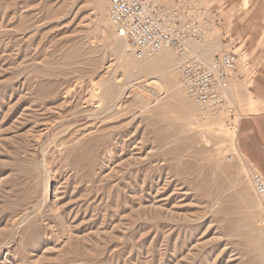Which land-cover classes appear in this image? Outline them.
Segmentation results:
<instances>
[{
    "label": "rangeland",
    "instance_id": "obj_1",
    "mask_svg": "<svg viewBox=\"0 0 264 264\" xmlns=\"http://www.w3.org/2000/svg\"><path fill=\"white\" fill-rule=\"evenodd\" d=\"M108 1L0 0V264H263L249 172L264 176V0H150L195 24L184 61L236 55L233 113L215 118L181 68L171 86L129 79L140 58Z\"/></svg>",
    "mask_w": 264,
    "mask_h": 264
},
{
    "label": "built area",
    "instance_id": "obj_2",
    "mask_svg": "<svg viewBox=\"0 0 264 264\" xmlns=\"http://www.w3.org/2000/svg\"><path fill=\"white\" fill-rule=\"evenodd\" d=\"M107 15L117 35L128 42L137 58H153L164 48L183 58L187 55L188 41L198 38L194 23L189 26V33H185L178 11L167 19L161 7L150 0H109ZM236 69L237 57L233 53L216 56L208 64L190 58L181 66L180 84L203 116L232 114L226 93ZM249 181L264 210V176L251 170Z\"/></svg>",
    "mask_w": 264,
    "mask_h": 264
},
{
    "label": "bare ground",
    "instance_id": "obj_3",
    "mask_svg": "<svg viewBox=\"0 0 264 264\" xmlns=\"http://www.w3.org/2000/svg\"><path fill=\"white\" fill-rule=\"evenodd\" d=\"M97 3H99V2H97ZM106 6V5H105ZM102 7H103V5H102ZM106 10V9H105ZM104 12V11H103ZM110 22V21H109ZM116 35H117V33H116ZM118 36V35H117ZM119 37V36H118ZM119 38H121V37H119ZM116 40V39H115ZM122 40H124L123 38H122ZM117 41V40H116ZM117 42H119V41H117ZM115 43V42H114ZM193 45H194V43H192ZM118 46L117 48L118 49H122V51L124 52V46H123V44L122 43H117V44H115V46ZM197 45H198V43H197ZM196 45V47H198ZM195 47V46H194ZM194 47L193 48H191V50L192 49H194ZM127 48V47H126ZM125 48V49H126ZM199 48V47H198ZM207 48V47H206ZM195 49H197V48H195ZM201 50H199L198 52H200V54H194V53H192V52H190L191 53V57H189L188 59H190V58H197V59H199V60H201V61H204V59L206 60V59H209L210 58V56H211V53L213 52L212 51V48L210 47L209 49L207 48V49H202V48H200ZM215 49V48H214ZM216 50V49H215ZM193 51V50H192ZM194 52V51H193ZM195 52H196V50H195ZM184 59L185 58H183V59H180L179 61H174V58L172 57V54L170 53V50L169 49H167V48H164V49H162L155 57H153V58H140L139 60H134L132 63H130V66H129V70H130V72H129V79L131 78V79H133L134 81L136 80H139V79H141V78H146V80H148V81H150V80H152V79H158V78H163L164 79V82H165V84L167 85V86H171L172 85V83L173 82H175V78H176V74H177V72H178V70L181 68V66H182V64L184 63ZM186 61V60H185ZM147 81V82H148ZM155 81H153V82H151V83H148L147 84V87L148 86H150V87H152V89H153V87H154V89H155V83H154ZM139 83V82H138ZM133 86V85H132ZM132 86L130 87V88H132ZM174 86V85H173ZM128 87V88H129ZM170 88V87H169ZM134 90V89H133ZM172 91V90H171ZM106 92V91H105ZM170 93V92H169ZM113 94H114V89L113 88H110V89H108V91L103 95V99H101V100H106V102H111V99H112V97H113ZM160 94V93H159ZM115 95V94H114ZM179 95H178V91H177V97H178ZM141 97H143V96H141ZM139 98V101H140V99H142V98ZM173 97V96H172ZM174 97H175V95H174ZM171 98V97H170ZM183 98V97H182ZM180 99V100H183V102H184V99ZM167 99H169V98H167ZM117 100V99H116ZM143 100V99H142ZM100 102V101H99ZM114 102L115 101H113L112 103H113V105H114ZM142 102V101H141ZM117 103V102H116ZM145 103V102H144ZM151 103V102H150ZM185 104H187L188 105V103H185ZM111 105V104H110ZM116 105V104H115ZM118 105V104H117ZM149 105V104H148ZM163 105V104H162ZM112 106V105H111ZM145 106H146V103H145ZM185 106L186 105H184V108H185ZM191 106V105H190ZM109 107V106H108ZM115 107V106H114ZM119 107V106H118ZM111 108V107H110ZM191 108V107H190ZM112 110V109H111ZM184 110H186V108L184 109ZM96 111V110H95ZM188 110H186V112H187ZM185 112V114L187 115V113ZM89 114V113H88ZM106 114V113H105ZM94 115V114H93ZM188 115L190 116V114H189V112H188ZM91 118V117H90ZM170 127V126H169ZM163 131H164V129H163ZM161 132V131H160ZM165 133V132H164ZM160 134V133H159ZM158 136H160V135H158ZM160 138V137H159ZM90 139V138H89ZM89 139H87V140H89ZM93 139V138H92ZM164 139H165V137H164ZM98 140V139H97ZM106 140V139H105ZM108 140V139H107ZM158 141H161V140H159L158 139ZM110 142V141H109ZM117 142H118V139H117ZM162 143V142H161ZM108 144V143H107ZM103 146V145H102ZM104 148V147H103ZM106 148V147H105ZM107 148H108V146H107ZM103 150V149H102ZM105 150V149H104ZM92 153H95V152H92ZM180 154V153H179ZM216 168H217V166H216ZM215 169V168H214ZM86 171V170H85ZM91 172H92V170H91ZM93 173V172H92ZM212 173V172H211ZM30 174V173H29ZM34 174V173H33ZM32 174V175H33ZM31 175V176H32ZM201 177V176H200ZM211 177V176H210ZM197 178H198V176H197ZM202 178V177H201ZM214 178H215V175H214ZM29 179H30V177H29ZM203 179H206V178H204V176H203ZM209 179H211V178H209ZM49 180V179H48ZM206 181V180H205ZM208 181V180H207ZM32 181H30V183H31ZM213 182H215V181H213ZM212 182V183H213ZM211 183V184H212ZM230 183V182H229ZM42 184H44V187H43V190H42V195L41 196H43V199H45V195H46V197H47V195H48V193H49V191L52 189V183H42ZM215 184V183H214ZM213 185V184H212ZM225 185V184H224ZM228 186H229V184H227ZM43 186V185H42ZM215 186V185H214ZM30 187V186H29ZM212 187V186H211ZM230 188H231V185L229 186ZM226 188H228V187H226ZM225 188V189H226ZM212 189V188H211ZM229 189V188H228ZM29 190V189H28ZM28 190L26 191V192H28ZM221 190H222V188H221ZM220 190V191H221ZM238 190H240V188L238 189ZM33 191V190H32ZM216 191V190H215ZM224 191H226V190H224ZM230 191V189L228 190V192ZM30 192H31V190H30ZM37 192H38V190H37ZM33 193H34V191H33ZM208 193H210V191L208 192ZM216 193H217V191H216ZM220 194H223V192H221ZM225 194V193H224ZM223 194V195H224ZM236 194V193H235ZM235 194H233V196L235 195ZM28 195V194H27ZM214 195H215V193H214ZM222 195V196H223ZM211 196V195H210ZM226 196V195H225ZM29 197V196H28ZM215 197H216V195H215ZM256 197V196H255ZM40 198V197H39ZM208 198H209V195H208ZM222 198V197H221ZM220 198V199H221ZM234 198L235 199H233V200H236V199H238V198H236L235 196H234ZM25 199H26V197H25ZM209 199H211V198H209ZM35 200H36V198H35ZM41 199H39V201H40ZM216 200V199H215ZM218 200H219V197H218ZM227 200V199H226ZM241 200V199H240ZM244 200H245V198H244ZM29 201V200H28ZM222 201H223V199H222ZM229 201H230V199H229ZM38 202V201H37ZM213 202H215V201H213ZM224 202V201H223ZM233 202V201H232ZM231 202V203H232ZM238 202H239V199H238ZM241 202V201H240ZM218 203V202H217ZM244 204L246 203V202H243ZM30 205L29 203H26V205ZM35 204H37V203H35ZM34 204V205H35ZM228 204H229V202H228ZM236 204V203H235ZM234 204V205H235ZM27 205V206H28ZM213 204H211V206H212ZM219 204H217L216 206H218ZM238 205V204H237ZM229 206V205H228ZM232 206V205H231ZM249 206H250V202H249ZM40 207H41V204H40ZM223 207V206H222ZM236 207V206H235ZM239 207H240V204H239ZM23 208V207H22ZM25 208V207H24ZM24 208H23V210H24ZM52 208H55V207H52ZM241 208V207H240ZM216 209H218V207H216ZM212 210H214V209H212ZM236 210V209H235ZM241 210H242V208H241ZM28 211H29V209H28ZM32 211V210H31ZM34 211H36L35 209H34ZM32 212V214H34L35 212ZM40 211V210H39ZM226 211H227V213H226V215H232V214H234L235 212H234V209H229V208H227L226 209ZM238 211V210H237ZM30 212V211H29ZM224 212H225V210H224ZM234 212V213H233ZM242 212V211H241ZM215 213V212H214ZM223 213V212H222ZM238 213H240V210H239V212ZM221 214V213H220ZM241 214V213H240ZM23 215V217H24V213L22 214ZM236 215V214H235ZM25 216H27V214H25ZM217 216V215H216ZM221 216H224V215H221ZM29 217V216H28ZM231 217V216H230ZM235 217V216H234ZM25 219H26V217H25ZM236 223V222H235ZM249 225H251V224H249ZM240 228V227H239ZM242 229V228H241ZM262 232H261V234L260 235H262V237H260V240H261V244H259V245H261V248H260V246L258 247L259 249H261L263 252V255H264V231L263 230H261ZM249 234H251V233H249ZM243 236H244V234H243ZM247 236V235H246ZM252 237H253V235H252ZM243 238V237H242ZM262 238V239H261ZM249 239H251V238H249ZM242 240V239H241ZM258 240V239H257ZM260 240H259V242H260ZM243 241V240H242ZM241 241V242H242ZM257 243V242H256ZM258 244V243H257ZM244 245V244H243ZM253 246V245H252ZM261 252V251H260ZM259 258V257H258ZM263 259V258H262ZM263 261V260H262ZM259 263H260V261H259ZM264 264V263H263Z\"/></svg>",
    "mask_w": 264,
    "mask_h": 264
},
{
    "label": "crops",
    "instance_id": "obj_4",
    "mask_svg": "<svg viewBox=\"0 0 264 264\" xmlns=\"http://www.w3.org/2000/svg\"><path fill=\"white\" fill-rule=\"evenodd\" d=\"M248 121V123H250V124H254V119L252 118V119H249V120H247Z\"/></svg>",
    "mask_w": 264,
    "mask_h": 264
}]
</instances>
